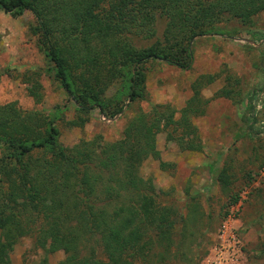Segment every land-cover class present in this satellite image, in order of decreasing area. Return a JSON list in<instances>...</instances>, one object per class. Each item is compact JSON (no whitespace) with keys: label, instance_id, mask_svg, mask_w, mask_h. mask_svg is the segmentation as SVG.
<instances>
[{"label":"trees","instance_id":"1","mask_svg":"<svg viewBox=\"0 0 264 264\" xmlns=\"http://www.w3.org/2000/svg\"><path fill=\"white\" fill-rule=\"evenodd\" d=\"M0 10L13 16L31 12L36 45L80 115L96 106L111 118L123 110L122 96L129 101L145 98L143 66L148 59L189 68L194 36L215 33L223 14L242 24L251 22L264 10V0H0ZM157 17L165 21L163 42L135 48L136 36L156 32ZM118 77L126 80L123 92L105 97L107 84ZM28 93L41 101L37 81ZM203 104L197 91L180 109L152 104L148 111L133 113L119 139H82L69 148L59 142L50 117L23 110L16 101L0 104V264H12L10 253L27 235L36 236L37 244L49 241L46 252L62 250L61 264H136L158 246L161 258L191 263L193 254L184 252L185 231L174 232L176 222L185 228L188 218L178 213L169 218L139 166L147 158L159 159L156 136L162 129L181 151H201L192 118L204 113ZM74 123L82 125L83 117ZM247 177L254 180L249 172ZM216 179L228 191L220 213L224 219L240 191H230L227 166ZM46 199L55 207L52 215L43 207Z\"/></svg>","mask_w":264,"mask_h":264},{"label":"rangeland","instance_id":"2","mask_svg":"<svg viewBox=\"0 0 264 264\" xmlns=\"http://www.w3.org/2000/svg\"><path fill=\"white\" fill-rule=\"evenodd\" d=\"M34 23L27 10L18 16L0 10V104L16 101L23 110H37L50 117L64 148L82 139L117 140L133 113L148 111L152 104L170 103L180 109L196 91L204 103V113L192 118L201 151H181L162 129L156 136L159 159L147 158L139 166L140 175L150 179L155 193L160 194L156 200L168 208L169 218L177 213L188 218V226L184 228L178 221L174 232L180 235L185 231L184 252L191 251L193 261L168 255L161 258L158 254L163 250L158 246L155 254L139 257L136 264H198L205 257L227 201L228 191L216 179L222 166L231 174L230 191H240L233 206L247 264H264V10L247 24L223 14L214 25L215 33L194 36L189 68L159 57L148 59L143 66L145 98L129 101L122 96L123 110L111 118L96 106L80 115L77 104L54 79L52 64L38 49L31 34ZM164 26V19L157 17L156 32L136 36L134 47L148 49L157 40L163 42ZM36 72L39 75H34ZM36 81L42 95L39 102L28 93ZM125 82L124 78L113 79L104 96L113 98L123 92ZM78 116L83 117L82 125L74 123ZM161 161L166 165H160ZM43 207L48 215L54 213L48 199ZM35 242L34 235L22 237L10 253L12 264H61L65 257L62 250L46 252L49 241ZM94 247L97 256L103 257L101 248Z\"/></svg>","mask_w":264,"mask_h":264},{"label":"built area","instance_id":"3","mask_svg":"<svg viewBox=\"0 0 264 264\" xmlns=\"http://www.w3.org/2000/svg\"><path fill=\"white\" fill-rule=\"evenodd\" d=\"M235 210L232 206V210L222 219L207 254L199 264H247Z\"/></svg>","mask_w":264,"mask_h":264}]
</instances>
